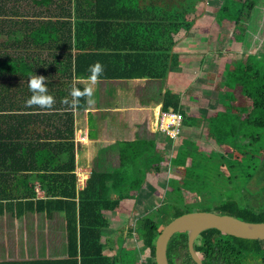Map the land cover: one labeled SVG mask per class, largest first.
Segmentation results:
<instances>
[{
	"label": "trees",
	"instance_id": "obj_1",
	"mask_svg": "<svg viewBox=\"0 0 264 264\" xmlns=\"http://www.w3.org/2000/svg\"><path fill=\"white\" fill-rule=\"evenodd\" d=\"M162 1L167 3L168 0H149V4H161ZM191 1L194 0H188ZM222 1L225 4L229 0ZM231 1L234 8L246 9L245 15L240 11L238 17L232 18L234 27H237L243 17L249 18L256 0ZM137 3L135 0H0V161L4 149H24L27 160L30 159L35 165L40 156H29V152L55 148L65 152L67 148V157L58 161L60 167L52 169L59 173L65 171V166L71 165L73 168L74 156L70 154L73 148L69 142L73 135L72 115H63L64 121L59 125L67 127L69 133L58 126V134L65 140L54 144L40 142L42 138L36 134V129L41 124L35 120L37 115L30 112L32 109L23 108L29 113H18L16 101L24 94L32 95L28 81L36 70H61L59 77L68 83L72 79H89V68L96 63L104 68L99 80L128 81L145 77L148 80H162L165 77L153 74L150 70L157 63L162 64L166 55L172 58L175 46L172 35L182 27L167 29L155 25V28L146 26L141 29L137 25L121 23L128 19L119 15L121 11L117 10L118 6ZM106 8L114 10L105 11ZM191 27L187 26L186 30ZM108 32L113 35L110 42L105 39ZM161 34H168L170 40L158 41L157 37L160 38ZM90 36H93V40H90ZM132 39H136V42ZM230 74L231 70H228L227 80L224 81L226 87ZM233 74L238 92L250 100L251 106L241 107L236 112L229 107L223 113L217 112L209 125L218 147L214 152L207 155L187 151L175 158V165L185 169V172L181 184L169 188L166 213H154L153 217L140 221L139 238L150 248L153 264H157L155 242L161 229L179 217L194 213L190 209L192 205L186 202V196L191 192L196 194L198 200L194 205H197L200 201L198 187L208 184V190L214 192V177L223 178L229 187L227 200L214 214L232 216L245 222L264 223V65L249 62L246 66L234 68ZM64 81L59 86L61 93L65 95L66 89L69 95V84L66 88ZM75 87L87 92L79 84H75ZM86 98L87 95L81 98L77 110L85 109ZM10 101L9 108H6L4 102ZM162 108H172L185 114L172 94L165 96ZM230 143L235 144L233 148L241 152L239 160L233 159L230 154L221 155L220 149ZM136 149L137 152L131 149L130 155L125 150L122 158L123 167H126L120 173L125 178L122 187H128L130 180L140 176L146 161L153 155L145 147ZM189 158L194 160L196 169L197 165L202 166V171H190L192 177H188L186 168ZM229 164L231 167L226 168L227 176H223L222 166ZM129 167L132 171L126 170ZM110 178L111 173L93 170L86 189L79 193L75 190L74 176L68 177L72 183L65 188L49 192L41 187L50 200L28 203L27 211L46 212L51 207L57 208V212L66 216V227L73 230L70 238L74 247L77 244L75 231L78 229L81 257L95 262L105 260L101 256L100 244V230L106 226L103 212H113L119 207L118 200L110 202L106 199L110 191L107 186ZM58 180H65V177ZM129 192L131 188H123V198ZM238 200L243 201V204L236 202ZM194 248L204 264H264V241L239 239L216 229L204 231L196 239ZM72 253L75 255V248ZM166 256L168 264H197L189 252L187 232L174 234L170 238Z\"/></svg>",
	"mask_w": 264,
	"mask_h": 264
},
{
	"label": "crops",
	"instance_id": "obj_2",
	"mask_svg": "<svg viewBox=\"0 0 264 264\" xmlns=\"http://www.w3.org/2000/svg\"><path fill=\"white\" fill-rule=\"evenodd\" d=\"M135 1L139 3L118 6L117 10L121 11L119 15L128 19L121 23L137 25L141 29L146 26L150 29L155 28V25L167 29L182 27L172 35V41L175 44L172 49V58L166 55L162 64L157 63L150 70L153 74L165 75V77H162V80H148L145 77V79L128 81L98 80L97 82H92L90 79H72L68 83L59 77L61 70L54 72L52 69H39L33 73L46 78L48 93H52L51 95L56 100V110L53 112L34 109L30 111L37 115L35 120L41 124L36 129V134L42 138L40 142L62 143L65 137L58 134L57 128L64 121L63 115L70 113L73 118V135L69 142L73 148L70 154L74 156V163L73 168L71 165L65 166L63 172L57 173L52 169L60 167L58 161L64 156L67 157V148L65 152L63 149L56 148L29 152V156H40L37 158L38 164L35 165L30 159L27 160L24 149H4L2 151L3 158L0 161V264H153L154 259L150 248L146 247L143 240L139 238L141 235L139 234L141 233L140 221L152 217L154 213L158 215L166 213L164 211V214H160L154 206L155 204L166 205L169 195L167 199H163L157 196L155 189L169 190L171 185H179L183 180L168 181L166 179L164 171L169 170H165L163 166L165 148L169 145L176 147L179 151L176 157L182 156L187 151H198L207 155L214 152L215 140L209 125L216 115L207 117L206 114L201 113L196 116L198 117L195 118L196 126L189 134L183 130L184 123L186 119L194 121V118H186L183 112L176 111L185 116L181 134L174 141L159 133L156 127L158 113L173 110L162 108L165 96L168 97L169 94L176 96L179 106L186 113L198 105L197 101L193 102L192 96L187 94L189 88L193 86L191 80L188 85L186 84V80H189L187 76L194 77L193 81H195L197 76L203 74L214 75V49L209 48V44L205 43L208 42V36L194 37L197 30L209 27L205 26L207 16L205 17L204 13L213 15V4L208 6V0H194L191 1L192 3L188 0H168L167 3L162 1L161 4L154 5L149 4V0ZM220 7L223 8H218V11L224 9V6ZM189 25L192 26L191 29L186 30ZM106 36L105 39L110 42L113 35L108 32ZM92 38L93 36H90V40H93ZM157 39L161 42L170 40L168 34L165 36L161 34V37ZM210 39L212 44L213 38ZM132 41L136 42V39ZM203 43L206 47H202ZM187 56L190 58L188 59ZM201 56L204 57L201 58ZM225 65L227 74L230 69L227 63ZM63 81L66 88L69 84L70 91L75 84H79L87 92L91 91V95L87 96L84 103V110H70L68 104L62 103L64 100L71 102L72 99L70 94L67 95L64 87L65 95L61 93L59 86ZM221 86L227 90L224 82ZM30 96V94H24L18 97L16 106L19 114L29 113L23 111V108ZM193 103H196V106ZM228 103L229 101L224 100L225 108ZM10 104L11 101L4 102L6 108H9ZM212 104L208 105L207 108L211 106L208 112L213 111ZM203 123L207 127L203 126ZM60 127L65 133H69L67 127L63 125ZM206 128L208 135L202 138L204 142L196 141L197 137L206 131ZM206 137L211 139L212 144L205 141L208 139ZM136 147H140L141 150L145 147L153 155L146 161L140 176L130 180L127 183L128 187H122L125 178L121 177L120 173L126 168L123 167L122 158L125 150H128V155L131 154V149L137 152ZM189 162L194 164V160L189 158L186 168ZM172 164L175 174L183 177L185 169L177 167L175 161ZM197 168L202 171L201 165H197ZM93 170L111 173L110 182L107 184L110 191L106 199L110 202L119 201L117 210L103 212L106 226L100 230V244L101 256L105 260L97 262L81 257L78 229L75 231L77 244L74 247L70 238L73 230L66 227L64 213L57 212V208L51 206L46 212L27 211L26 207L28 203L36 204V202L50 200L41 191V187L49 192L65 188L72 183L68 177H75L77 193L84 191ZM126 170L132 171L130 167ZM63 177L65 180H58ZM123 188H131V192L124 198ZM196 200H198L197 197ZM141 206L145 212H139ZM74 248L76 249L75 255L72 253Z\"/></svg>",
	"mask_w": 264,
	"mask_h": 264
},
{
	"label": "rangeland",
	"instance_id": "obj_3",
	"mask_svg": "<svg viewBox=\"0 0 264 264\" xmlns=\"http://www.w3.org/2000/svg\"><path fill=\"white\" fill-rule=\"evenodd\" d=\"M210 1L208 0L207 4L208 6L213 4V15H211V13H204L205 17L207 16V24L205 26L209 27L202 28V30L200 31L197 30L194 37H199L202 35L208 36V42L205 43L209 44V48L213 47L214 57L216 58V60L214 58V75L211 76L208 74H203L197 76L195 81H193L194 77L187 76L189 80H186V84L188 85V82L190 80L191 82H193V86L192 88H189L190 90H188L187 94L191 95L192 101H197L198 104L196 106V103H193L196 107L192 110H188L187 113L185 111L186 118H194V121L186 119L184 123L183 130L187 131L189 134L192 133L191 129L196 126L195 118H198L196 116L201 115V113L206 114L208 117L211 115H216L217 111L223 113L227 110L226 108L228 107L233 112L239 111L241 107H250V100L246 97H243L238 92V88L235 85V76L233 74V71L234 68L246 66L249 62L251 64L256 63V65H264V0H256L254 9L252 10L249 18L243 17V20L239 21L237 27H234V20H232V18L235 19V17H238V13L240 11L242 15H245L246 9L243 8V10H241L239 7L234 8L231 0L225 2V4L222 0H212V2ZM220 6H224V10L222 9L218 11V8H223ZM227 8H229V10ZM210 38H213L212 44L210 43ZM202 47H206V44L203 43ZM193 49H195V47H193ZM202 57L204 56H201V58ZM187 58L189 59L190 56H187ZM225 63H227L228 69L231 70L227 90L225 89V87L221 86L222 82L227 80ZM184 88L185 87H183V89ZM224 100L229 101V103L226 105V108L223 105ZM210 103H213V111L208 112V110L211 108V106L210 108H207ZM220 115L223 114H219V116ZM203 126L207 127L205 123H203ZM207 135L208 129L206 128V131L199 137H197L198 140L196 141L204 142L202 141V138ZM206 138L208 139H206L205 141L208 144H212V142H210L211 139H209V137ZM234 146L235 144L230 143L227 147L221 148V155L230 153L233 159L239 160L242 154L240 151L233 148ZM216 148L218 147L216 142L214 141V150ZM209 149H211V147ZM165 151L166 153H164L163 156L165 160L163 166L165 170H169L168 172L164 171L167 177L166 179H168V181H177L178 179L182 180L184 177H178L174 172V168L172 167V163L179 153L178 149H176V147H173V145H169L165 148ZM195 167L196 165L191 164V162L188 163V177H192L190 171L198 170ZM228 167H231V165L229 164L228 166H222L223 176H227L226 168ZM161 177L163 178L162 173ZM214 178V192L208 190V184H206L205 186H201L200 184V187H198L199 189L197 190V193L199 195L198 198L200 199V201H198L197 205L193 204L197 200L196 196L192 192L186 196V202L192 205L190 209L194 213L212 212L214 214V212H216V210L227 200L226 198L229 194L228 185L225 184L226 182H224L223 178ZM200 188H203V190L200 191ZM223 188L225 190H223ZM155 190L157 191V196H160L163 199H167L169 190L165 189L164 191H162L161 188ZM236 202H238L239 204H243V201L241 200H238ZM140 208V213H142L143 211L145 212V209H143L142 206ZM154 208H157L160 214H164L163 212L167 211L165 204H155Z\"/></svg>",
	"mask_w": 264,
	"mask_h": 264
},
{
	"label": "water",
	"instance_id": "obj_4",
	"mask_svg": "<svg viewBox=\"0 0 264 264\" xmlns=\"http://www.w3.org/2000/svg\"><path fill=\"white\" fill-rule=\"evenodd\" d=\"M211 229L239 239L264 241V223L245 222L222 214L191 213L173 220L161 229L155 242L156 263L168 264L166 248L170 238L174 234L187 232L188 248L193 260L197 264H204L194 244L204 231Z\"/></svg>",
	"mask_w": 264,
	"mask_h": 264
},
{
	"label": "clouds",
	"instance_id": "obj_5",
	"mask_svg": "<svg viewBox=\"0 0 264 264\" xmlns=\"http://www.w3.org/2000/svg\"><path fill=\"white\" fill-rule=\"evenodd\" d=\"M89 72L91 76L89 79L92 82H97L99 78L103 75L104 68L100 63L90 66ZM28 89L32 93L30 98L25 101L26 109H34L42 112H53L55 111L56 100L55 97L48 93V88L46 84V78L43 75L33 74L28 81ZM72 97L71 102L64 100L62 103L68 104L70 110H75L80 103V100L84 96H90L91 91L81 92L78 88L73 86L70 91Z\"/></svg>",
	"mask_w": 264,
	"mask_h": 264
},
{
	"label": "built area",
	"instance_id": "obj_6",
	"mask_svg": "<svg viewBox=\"0 0 264 264\" xmlns=\"http://www.w3.org/2000/svg\"><path fill=\"white\" fill-rule=\"evenodd\" d=\"M184 115L174 110L160 111L157 116V131L174 141L181 134Z\"/></svg>",
	"mask_w": 264,
	"mask_h": 264
}]
</instances>
